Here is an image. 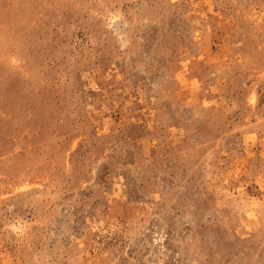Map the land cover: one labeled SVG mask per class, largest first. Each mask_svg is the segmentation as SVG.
<instances>
[{
    "label": "rangeland",
    "instance_id": "1",
    "mask_svg": "<svg viewBox=\"0 0 264 264\" xmlns=\"http://www.w3.org/2000/svg\"><path fill=\"white\" fill-rule=\"evenodd\" d=\"M0 264H264V0H0Z\"/></svg>",
    "mask_w": 264,
    "mask_h": 264
}]
</instances>
